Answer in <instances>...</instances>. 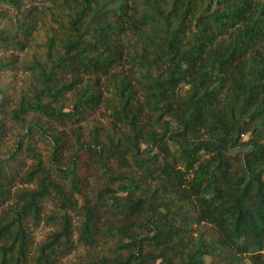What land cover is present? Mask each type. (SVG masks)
Wrapping results in <instances>:
<instances>
[{
	"label": "trees",
	"instance_id": "1",
	"mask_svg": "<svg viewBox=\"0 0 264 264\" xmlns=\"http://www.w3.org/2000/svg\"><path fill=\"white\" fill-rule=\"evenodd\" d=\"M28 1L0 0V73L25 74L0 87V264H264V0Z\"/></svg>",
	"mask_w": 264,
	"mask_h": 264
},
{
	"label": "rangeland",
	"instance_id": "2",
	"mask_svg": "<svg viewBox=\"0 0 264 264\" xmlns=\"http://www.w3.org/2000/svg\"><path fill=\"white\" fill-rule=\"evenodd\" d=\"M25 3H30V1L25 0ZM8 14L10 16L14 15L13 11H8ZM10 53H13L12 51H3L0 49V57L4 56L7 57L10 55ZM15 55L19 56V63L23 59V54L22 53H14ZM25 74L23 73L22 69L20 68L19 65L14 67L13 70L11 71H4L0 73V87L3 85L8 84L10 81L14 80L18 85L20 84V81L24 78ZM109 112L103 108L100 107L98 110H96L93 115L89 117V119H95L98 120L102 123H107L109 118H108ZM19 132V127L14 124L12 121L7 120V131L6 135L4 137V140L2 142V146L0 147L1 151L6 150L8 147L12 146L14 136ZM36 147L40 150V152L44 155L47 156L49 154V144L47 142H43L40 138H36L35 141ZM31 161L27 162V165L30 166ZM93 184L90 183V187L87 190L88 193H90L92 189ZM19 187H32L28 185H20ZM53 201L52 200H46L43 203V215H50V213L53 212L54 206H53ZM73 224L77 225V220L76 218L73 219ZM58 228L57 221H46V220H41V222L37 226H30V235H31V241H32V248L33 250L36 249L39 245L44 243L49 236L55 232ZM77 234L75 233L74 239L76 241ZM84 249L79 243H75V247L73 251L64 256V257H59L58 261L56 264H72L76 263L79 259V257L83 256Z\"/></svg>",
	"mask_w": 264,
	"mask_h": 264
}]
</instances>
